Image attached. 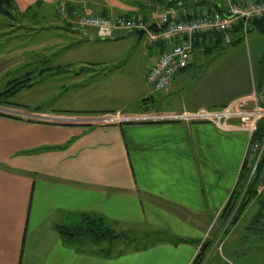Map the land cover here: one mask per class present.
Instances as JSON below:
<instances>
[{"label": "crops", "instance_id": "crops-1", "mask_svg": "<svg viewBox=\"0 0 264 264\" xmlns=\"http://www.w3.org/2000/svg\"><path fill=\"white\" fill-rule=\"evenodd\" d=\"M13 2L17 15L39 3L43 4L40 8H53L57 14L58 7L65 4L79 17L111 20H136L149 10L162 14L158 18L163 22L165 14L154 0ZM187 7L197 14L208 11V7L192 1H187ZM161 22L154 20L147 24ZM85 34L90 41L89 33ZM117 35L124 40L134 36L135 41L143 40L137 33L122 32H117L111 40L117 39ZM240 37L229 33L220 41H209L207 50H195H202L205 56L226 51V44L236 52L213 57L212 64L200 59L206 61L203 72L199 70L198 74L194 56L189 68L179 71L171 85L162 91L165 95L160 97L161 101L169 97L168 110L148 107L147 104L156 102L150 96L143 99L151 98L149 101L138 105L136 113L126 115L146 120L54 125L37 118L27 121L0 115V264H192L196 251L192 243L167 241L106 258L64 245L55 227L74 223L81 214H95L106 218L119 233L127 236L144 235L141 227L145 224L152 227L153 233L170 236L175 241L180 238L199 241L209 234L212 224L221 220L220 214L236 188L246 159L253 160V154L246 155L249 136L241 132L225 133L208 123L151 119L201 108L220 109L260 88L264 83L261 59L264 36L257 38L252 48L247 46L257 62L256 70L249 73L237 52L242 46L236 43ZM14 54L13 51L4 55V49L0 51V96L15 87L13 94L0 97V106L39 117L60 115L51 100L28 99L27 103L15 100L20 92L30 89L31 83L19 90L15 82L21 77L32 79L34 71L21 73L19 68L12 70L14 66L5 69V58L12 62ZM156 58L149 48L144 53L141 74L152 92L156 91L146 76ZM4 80H11L5 90ZM11 84L14 85L9 87ZM83 112L117 113L79 107V113ZM253 173L254 169L250 177ZM260 190L259 187L258 194ZM262 191L264 197V185ZM256 207L258 212L250 223L257 224L260 209L258 200L252 199L235 226Z\"/></svg>", "mask_w": 264, "mask_h": 264}, {"label": "rangeland", "instance_id": "rangeland-1", "mask_svg": "<svg viewBox=\"0 0 264 264\" xmlns=\"http://www.w3.org/2000/svg\"><path fill=\"white\" fill-rule=\"evenodd\" d=\"M237 2L234 0V3ZM58 15L53 8L35 7L26 17L17 13H14V20L0 16V32H3L0 38L4 43L0 45V51L4 49V55L13 51L15 53L13 58L10 56L12 62H8L9 57L5 58L4 68L14 66L11 69L19 68L21 73L34 71L29 81L30 89L20 92L15 97L16 101L27 103L28 99L51 100L54 108H59L56 112H61L60 115H67L62 114L63 112L77 113L79 107H82L114 110L126 116L136 113L135 109L143 99L152 96L156 102L147 104L148 107L153 110H168L169 97L161 101L160 97L165 95L164 92H152L141 77L145 66L144 53L149 50L144 40L135 41V36L134 39L124 40L119 35L115 40H100L96 37L94 29L77 30L66 25ZM141 15L146 18V23L154 20L161 22L158 15L162 14L157 15L145 10ZM85 32L91 36L90 41L85 40ZM10 37L13 39H9ZM257 38L262 39L256 31H250L240 42L242 46H237L242 66L247 73L256 70V55L248 53L247 46L252 48ZM261 41V59L264 65V39ZM224 45L226 51H216L205 56L202 50L194 52L196 72H203L202 65L206 60L212 64L213 57H220L227 51L236 52L233 51L234 48L229 49ZM200 59L206 60L203 62ZM25 78L21 77L19 81H24ZM10 81H3V90L8 89ZM12 85L14 84L9 87ZM27 113L29 112L24 114ZM252 164L253 167L257 165L254 157ZM256 209L257 207L242 223L231 226L227 235L222 232V229L227 227L222 219L217 224H212L207 236L192 243L196 247L194 256L199 253L201 244L205 242L208 244L203 251V264H264V219H259L254 225L250 223L252 216L258 212ZM141 229L144 235L132 234L121 239L113 248V254L120 252L121 247L131 251L167 241L177 242L170 236L153 233L150 225L145 224ZM88 250L95 252L91 247H88Z\"/></svg>", "mask_w": 264, "mask_h": 264}, {"label": "built area", "instance_id": "built-area-1", "mask_svg": "<svg viewBox=\"0 0 264 264\" xmlns=\"http://www.w3.org/2000/svg\"><path fill=\"white\" fill-rule=\"evenodd\" d=\"M176 0H167L174 3ZM187 1L194 3H209L217 6L213 12L195 13L186 5ZM179 10L167 11L172 21L165 27L158 24L159 31H151L143 18L136 20L118 18L111 20L106 17L71 15L65 4L58 7V13L63 21L69 23L77 30L94 29L100 40L114 37L117 32L136 33L144 31L143 40L146 46L154 51L157 58L147 73L146 79L156 92L166 90L173 77L179 72L189 68L195 52L194 41L196 37L215 33L230 32L235 26L244 22L243 32L247 35L249 21L264 19V2L252 0H184L179 3ZM196 15V17H192ZM23 111L5 109L0 106V114L10 118H20L32 121L37 118L40 122L54 125L78 124H116L146 120L141 117L123 116L121 112L100 115H82L79 117L68 115L34 116ZM151 120H164L170 122L208 123L222 132H241L249 136L247 156L253 154L258 163L264 152V140L252 144L253 137L258 131L259 124H264V83L249 97L234 100L229 105L215 110L201 108L191 113H180ZM256 166V165H255ZM254 166V168H255ZM253 168V169H254Z\"/></svg>", "mask_w": 264, "mask_h": 264}, {"label": "trees", "instance_id": "trees-1", "mask_svg": "<svg viewBox=\"0 0 264 264\" xmlns=\"http://www.w3.org/2000/svg\"><path fill=\"white\" fill-rule=\"evenodd\" d=\"M184 0H176L174 3H168L167 0H154V3L159 4L158 6L162 9V11L167 12L171 10H179V3ZM254 2H260V0H253ZM199 5H203L208 7V11L213 12L217 9L216 5L209 3H198ZM43 4H35L29 8L25 13L20 14L19 16L26 17L35 9V7L40 8ZM187 5V2H186ZM68 9V8H67ZM149 11V10H148ZM68 12L71 15H74L71 9H68ZM150 12V11H149ZM14 13H17V8L13 0H0V16H3L4 19L14 20ZM59 14V13H58ZM60 16V15H58ZM196 17V15L192 16ZM144 22H146V18L143 17ZM66 22V21H64ZM71 26L66 22V25ZM243 27L244 22H240L237 26H235L230 32L227 33H215L210 35H204L201 37H196L194 41L195 50L197 48H202L207 50L209 47L207 43L211 40H222L229 33L238 34L241 37L236 41V43L243 41ZM73 28V27H72ZM250 31H256L262 36H264V19H256L253 21H249L247 24V33ZM235 43V44H236ZM25 79L24 81L15 82L17 89H22L27 86V83L30 80ZM31 87V86H28ZM13 88H10L7 91L5 96L8 94H13ZM0 96V97H3ZM151 98L142 101V103L149 101ZM61 114V112H60ZM62 114H67L70 116H79V115H100V114H113L112 112H89V113H79V112H63ZM77 114V115H76ZM4 116L3 114H0ZM7 117V116H5ZM15 119V118H14ZM18 119V118H16ZM264 140V124L260 123L259 128L255 136L253 137L252 144L262 142ZM255 164V161H253ZM252 161H245L239 180L237 182L236 188L231 195L229 202L227 203L225 209L220 214L221 219L224 221L226 228H224L223 233L228 234L230 232V227L235 226L236 223L240 220V218L245 214L247 208L252 199L258 200L259 204V215L257 216V221L260 219H264V197H262V192L258 194V189L264 183V152L261 155L257 165L255 168L253 167ZM254 168L253 176L252 169ZM56 230L61 237V240L64 245L76 248L81 252H89L88 247L94 248L95 255H100L106 258L111 257L113 255V248L115 247V243L120 239L128 238L127 235L119 233L111 223L104 217L95 215V214H81L79 215L77 221L68 225H57ZM177 243H195V241L187 240V239H178ZM208 243H202L200 247L199 253L195 256L192 264H203L204 263V254ZM127 250L122 249V252H118L122 254Z\"/></svg>", "mask_w": 264, "mask_h": 264}, {"label": "water", "instance_id": "water-1", "mask_svg": "<svg viewBox=\"0 0 264 264\" xmlns=\"http://www.w3.org/2000/svg\"><path fill=\"white\" fill-rule=\"evenodd\" d=\"M153 10L155 11V8H154ZM171 21H172V16H171V14H170V13H167L166 16H165V20L162 22L161 26H162V27H165V26H167ZM149 29H150L151 31H155V32H157V31H159L160 27H159L158 24H155V23H154V24H151V25L149 26ZM136 33L138 34L139 39H142V38H143L144 31H138V32H136ZM89 39H90V38L86 36L85 40H88V41H89Z\"/></svg>", "mask_w": 264, "mask_h": 264}, {"label": "flooded vegetation", "instance_id": "flooded-vegetation-1", "mask_svg": "<svg viewBox=\"0 0 264 264\" xmlns=\"http://www.w3.org/2000/svg\"><path fill=\"white\" fill-rule=\"evenodd\" d=\"M161 24H162V22H161Z\"/></svg>", "mask_w": 264, "mask_h": 264}]
</instances>
